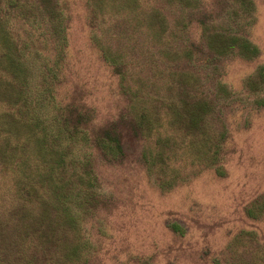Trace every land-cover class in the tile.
Here are the masks:
<instances>
[{
	"label": "rangeland",
	"instance_id": "374dc122",
	"mask_svg": "<svg viewBox=\"0 0 264 264\" xmlns=\"http://www.w3.org/2000/svg\"><path fill=\"white\" fill-rule=\"evenodd\" d=\"M97 1L57 0L62 25L41 2L16 25L32 108L48 125L61 107V124L80 132L67 151L76 224L57 260L264 264V212H255L264 201V0ZM211 32L259 52L212 57ZM198 99L214 105L226 139L216 158L218 142L208 143L196 165L195 138L175 120ZM113 126L122 153L115 142L102 147L100 129ZM149 126L158 137L141 132Z\"/></svg>",
	"mask_w": 264,
	"mask_h": 264
},
{
	"label": "trees",
	"instance_id": "16d2710c",
	"mask_svg": "<svg viewBox=\"0 0 264 264\" xmlns=\"http://www.w3.org/2000/svg\"><path fill=\"white\" fill-rule=\"evenodd\" d=\"M56 1L0 0V264H36L41 257L44 263L61 264L57 258L66 246L64 240L69 228L76 224L72 200L75 198L73 182L78 175L67 166V151L80 132L78 129H67L61 124L63 108H57L53 122L48 125L38 111L32 108L26 89L27 67L21 54L26 46H22L24 40L15 35L18 22L23 21L24 16H34L41 2L47 6L54 4L55 19L62 25L63 12L57 9ZM109 1L117 2L98 0L97 5L113 9ZM118 2V8L126 9L133 7L136 0ZM206 38L212 57L237 54L251 58L259 52L247 39L236 36L211 32ZM118 70L121 72V69ZM48 89L47 92H51ZM213 109L214 105L208 106L205 100L198 99L190 105L185 102L175 120L177 125L184 127L182 130L185 137L193 136L200 140L191 139L192 146L198 152L194 157L196 165L199 164L197 158L203 154H206L207 160L208 143L213 140L218 142L215 143L213 156L216 158L224 151L218 145L226 139L224 124ZM213 122H219L221 128L215 125L209 127ZM54 126L57 129H49ZM210 129H213L212 134ZM141 132L158 137L161 129L149 126L141 129ZM100 133L103 135V148L109 142H115L122 153L118 129L113 126L112 129H100ZM133 133H136L135 130ZM161 140L159 137L156 143ZM155 152L158 157L163 154L162 149H155L150 155ZM155 162L156 159H152L151 165H156ZM220 170L223 171L222 168ZM263 204L264 201L258 203L257 207L260 208L255 211L256 214L264 212ZM81 250L82 243H77L71 252L74 257H79Z\"/></svg>",
	"mask_w": 264,
	"mask_h": 264
}]
</instances>
